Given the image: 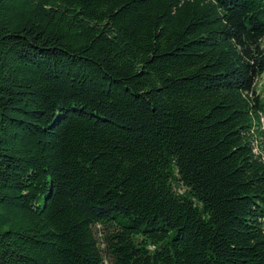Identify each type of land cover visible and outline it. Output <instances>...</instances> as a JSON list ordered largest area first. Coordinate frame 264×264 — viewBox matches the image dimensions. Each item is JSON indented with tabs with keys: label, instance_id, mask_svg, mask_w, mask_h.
<instances>
[{
	"label": "trees",
	"instance_id": "obj_1",
	"mask_svg": "<svg viewBox=\"0 0 264 264\" xmlns=\"http://www.w3.org/2000/svg\"><path fill=\"white\" fill-rule=\"evenodd\" d=\"M263 75L264 0H0V264H264Z\"/></svg>",
	"mask_w": 264,
	"mask_h": 264
},
{
	"label": "rangeland",
	"instance_id": "obj_2",
	"mask_svg": "<svg viewBox=\"0 0 264 264\" xmlns=\"http://www.w3.org/2000/svg\"><path fill=\"white\" fill-rule=\"evenodd\" d=\"M258 90L260 91V93H264V75L262 77L259 78L258 83ZM263 127H264V117H263ZM179 191L183 190L182 188H177ZM100 227L97 228V231L99 230ZM101 231V230H100Z\"/></svg>",
	"mask_w": 264,
	"mask_h": 264
},
{
	"label": "built area",
	"instance_id": "obj_3",
	"mask_svg": "<svg viewBox=\"0 0 264 264\" xmlns=\"http://www.w3.org/2000/svg\"><path fill=\"white\" fill-rule=\"evenodd\" d=\"M263 129H264V127H263Z\"/></svg>",
	"mask_w": 264,
	"mask_h": 264
}]
</instances>
